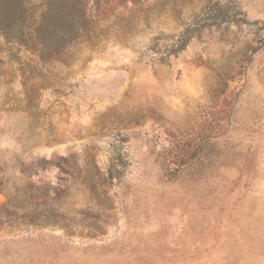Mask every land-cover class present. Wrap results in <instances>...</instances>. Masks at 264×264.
Here are the masks:
<instances>
[{"label": "rangeland", "instance_id": "rangeland-1", "mask_svg": "<svg viewBox=\"0 0 264 264\" xmlns=\"http://www.w3.org/2000/svg\"><path fill=\"white\" fill-rule=\"evenodd\" d=\"M209 1L89 0L61 57L2 56L0 264H264V0L171 54Z\"/></svg>", "mask_w": 264, "mask_h": 264}, {"label": "trees", "instance_id": "trees-1", "mask_svg": "<svg viewBox=\"0 0 264 264\" xmlns=\"http://www.w3.org/2000/svg\"><path fill=\"white\" fill-rule=\"evenodd\" d=\"M106 1L94 0V6ZM88 2L43 0L33 6L26 0H0V65L4 64L3 55L9 62L18 64L23 62L21 53L35 55L41 61L61 57L81 33L91 29L92 21L86 13ZM238 14L236 9L222 4V0H210L195 20L185 27L170 53L178 55L203 29L239 21ZM182 170L180 167L170 172Z\"/></svg>", "mask_w": 264, "mask_h": 264}]
</instances>
